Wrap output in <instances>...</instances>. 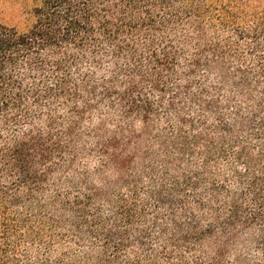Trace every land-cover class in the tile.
Instances as JSON below:
<instances>
[{"label": "trees", "instance_id": "trees-1", "mask_svg": "<svg viewBox=\"0 0 264 264\" xmlns=\"http://www.w3.org/2000/svg\"><path fill=\"white\" fill-rule=\"evenodd\" d=\"M32 1L0 23V264H264V0Z\"/></svg>", "mask_w": 264, "mask_h": 264}, {"label": "rangeland", "instance_id": "rangeland-1", "mask_svg": "<svg viewBox=\"0 0 264 264\" xmlns=\"http://www.w3.org/2000/svg\"><path fill=\"white\" fill-rule=\"evenodd\" d=\"M34 2L32 0H0V23L15 27L18 30L27 29L33 22L32 9ZM208 82L218 83V77L215 73L206 74ZM254 82V79H252ZM246 241V244L241 247V243ZM251 237H240V243L238 247H241L244 256L260 261L264 251V243L259 244L258 241L253 242Z\"/></svg>", "mask_w": 264, "mask_h": 264}]
</instances>
